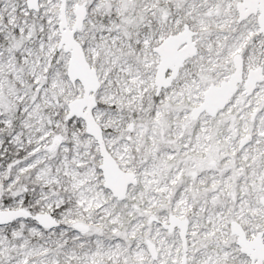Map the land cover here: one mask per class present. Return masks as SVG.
<instances>
[{"label": "snow or ice", "instance_id": "6c2138e0", "mask_svg": "<svg viewBox=\"0 0 264 264\" xmlns=\"http://www.w3.org/2000/svg\"><path fill=\"white\" fill-rule=\"evenodd\" d=\"M0 264H264V0H0Z\"/></svg>", "mask_w": 264, "mask_h": 264}]
</instances>
